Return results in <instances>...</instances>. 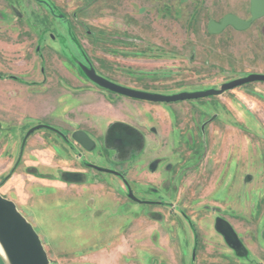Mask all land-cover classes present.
<instances>
[{
  "label": "rangeland",
  "instance_id": "rangeland-1",
  "mask_svg": "<svg viewBox=\"0 0 264 264\" xmlns=\"http://www.w3.org/2000/svg\"><path fill=\"white\" fill-rule=\"evenodd\" d=\"M227 13L249 0H0V194L51 264H264V82L151 103L80 69L162 94L264 74V17L209 33Z\"/></svg>",
  "mask_w": 264,
  "mask_h": 264
},
{
  "label": "water",
  "instance_id": "water-1",
  "mask_svg": "<svg viewBox=\"0 0 264 264\" xmlns=\"http://www.w3.org/2000/svg\"><path fill=\"white\" fill-rule=\"evenodd\" d=\"M250 12V20L241 19L231 13L225 14L218 22L210 20L207 24V30L211 34H217L228 26L240 31L247 29L253 20L264 16V0H250ZM80 69L88 80L100 88L130 99L151 103H172L217 96L227 90L247 83L264 82V74L250 73L246 76L224 82L219 88L162 94L138 90L117 84L97 74L91 66L80 65ZM41 128H50L57 132V130L51 126L37 124L26 132L23 142L30 134ZM72 138L85 150H89L93 146V140L83 130H76L72 134ZM91 167L105 173L119 174L114 170L101 168L96 165H91ZM128 196L135 202H146L136 198L130 189H128ZM0 249V258L4 264H51L42 241L32 224L23 214H21L13 201L3 197L1 194Z\"/></svg>",
  "mask_w": 264,
  "mask_h": 264
},
{
  "label": "flooded vegetation",
  "instance_id": "flooded-vegetation-1",
  "mask_svg": "<svg viewBox=\"0 0 264 264\" xmlns=\"http://www.w3.org/2000/svg\"><path fill=\"white\" fill-rule=\"evenodd\" d=\"M249 13H250V19H251V12H250V0H249ZM262 17H264V16H262ZM262 17H260V18H262ZM260 18H257V19H260ZM257 19H255V20H257ZM254 21V20H253ZM231 27V26H230ZM116 175H119V174H116Z\"/></svg>",
  "mask_w": 264,
  "mask_h": 264
},
{
  "label": "bare ground",
  "instance_id": "bare-ground-1",
  "mask_svg": "<svg viewBox=\"0 0 264 264\" xmlns=\"http://www.w3.org/2000/svg\"><path fill=\"white\" fill-rule=\"evenodd\" d=\"M0 252H1V249H0Z\"/></svg>",
  "mask_w": 264,
  "mask_h": 264
},
{
  "label": "trees",
  "instance_id": "trees-1",
  "mask_svg": "<svg viewBox=\"0 0 264 264\" xmlns=\"http://www.w3.org/2000/svg\"><path fill=\"white\" fill-rule=\"evenodd\" d=\"M0 261H1V258H0Z\"/></svg>",
  "mask_w": 264,
  "mask_h": 264
}]
</instances>
